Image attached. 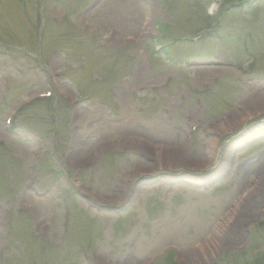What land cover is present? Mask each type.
I'll list each match as a JSON object with an SVG mask.
<instances>
[{
  "label": "rangeland",
  "instance_id": "1",
  "mask_svg": "<svg viewBox=\"0 0 264 264\" xmlns=\"http://www.w3.org/2000/svg\"><path fill=\"white\" fill-rule=\"evenodd\" d=\"M41 2L0 0V264H264V0Z\"/></svg>",
  "mask_w": 264,
  "mask_h": 264
},
{
  "label": "bare ground",
  "instance_id": "2",
  "mask_svg": "<svg viewBox=\"0 0 264 264\" xmlns=\"http://www.w3.org/2000/svg\"><path fill=\"white\" fill-rule=\"evenodd\" d=\"M178 159H180V160H179V162H180L181 160H183V158H182V157H181V158L179 157Z\"/></svg>",
  "mask_w": 264,
  "mask_h": 264
}]
</instances>
